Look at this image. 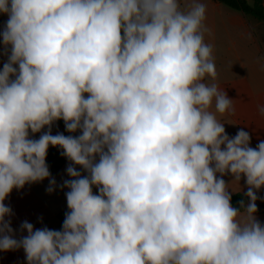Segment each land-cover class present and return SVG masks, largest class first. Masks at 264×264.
Wrapping results in <instances>:
<instances>
[{
  "label": "clouds",
  "instance_id": "1",
  "mask_svg": "<svg viewBox=\"0 0 264 264\" xmlns=\"http://www.w3.org/2000/svg\"><path fill=\"white\" fill-rule=\"evenodd\" d=\"M183 2L0 0V252L23 249L27 264H264V140L251 147L217 119L234 100L206 82L217 71L205 4ZM60 120L80 134L53 135ZM50 147L70 161L59 186ZM45 179L48 193L68 189L62 227L23 221L16 238L5 200ZM242 179L247 203L234 207Z\"/></svg>",
  "mask_w": 264,
  "mask_h": 264
},
{
  "label": "crops",
  "instance_id": "2",
  "mask_svg": "<svg viewBox=\"0 0 264 264\" xmlns=\"http://www.w3.org/2000/svg\"><path fill=\"white\" fill-rule=\"evenodd\" d=\"M249 4L253 0H247ZM206 6V19L204 21L208 31L205 33V42L212 46L217 77L215 81L210 78L206 82H215L228 96L234 100L235 112L216 113L217 119L225 123L226 132L233 131L234 136L241 128L251 136V147L264 140V115L258 111L259 105H264V21L258 20L251 15L234 10L218 0H201ZM264 4V0H263ZM182 8L184 2L182 0ZM8 16L0 14V32L6 26ZM3 50L2 36H0V52ZM7 62V55L0 54V70ZM215 111L214 105L211 109ZM47 131V128L43 129ZM36 133L33 139H38L42 134ZM63 133L64 135H79L68 133L65 128L58 124L52 126V134ZM61 149L50 147L46 163L51 176L55 178L57 185L64 180L71 179L67 175L66 168L70 164L61 155ZM78 171L83 170L76 166ZM226 182L232 177L225 176ZM241 191L235 185L232 187L237 191L235 194H244L247 190L244 180L240 181ZM49 180L27 184L23 189H14L5 200L14 212L11 217L12 227L20 226L23 221L34 225H48L51 219L59 223V213L67 210L65 193L67 188L56 187L52 193L46 189ZM261 196V192L257 193ZM260 199L257 200V203ZM258 220L264 224V212L257 213ZM20 238L24 233L15 234ZM26 257L23 249L15 251L0 252V264H25Z\"/></svg>",
  "mask_w": 264,
  "mask_h": 264
},
{
  "label": "trees",
  "instance_id": "3",
  "mask_svg": "<svg viewBox=\"0 0 264 264\" xmlns=\"http://www.w3.org/2000/svg\"><path fill=\"white\" fill-rule=\"evenodd\" d=\"M221 3L225 4L226 6L234 9V10H238L241 11L247 15H251L252 17L264 21V4H263V0H253L252 4H249L247 0H218ZM56 124L62 126L63 128H65L64 126V122L62 120L55 122ZM94 192H96V189H93ZM241 200H244L247 203V197L244 194H235L232 196V205L234 207H239V202ZM257 207H258V212L257 213H263L264 212V204L262 205H258L257 203ZM68 211L65 210L61 213H59L58 215V219H59V228L57 230H60L62 227V223L64 221L65 218V213ZM27 264V261L26 263Z\"/></svg>",
  "mask_w": 264,
  "mask_h": 264
},
{
  "label": "rangeland",
  "instance_id": "4",
  "mask_svg": "<svg viewBox=\"0 0 264 264\" xmlns=\"http://www.w3.org/2000/svg\"><path fill=\"white\" fill-rule=\"evenodd\" d=\"M212 83V82H211ZM79 132V131H78ZM234 133L235 132H233V131H228L227 132V134L230 136V137H232V136H234ZM80 134V133H79ZM260 192H261V196L262 197H264V188H262L261 190H260ZM262 204H264V199H260V202H258V205L260 206V205H262ZM43 227H47V228H49V229H54V230H57L58 228H59V223H58V221L57 220H54V219H51L49 222H48V225H46V226H40V225H36L34 228H36V229H39V228H43ZM13 229H14V231H15V234H18V233H22L21 231H20V226H14L13 227ZM24 234H27L26 232H23Z\"/></svg>",
  "mask_w": 264,
  "mask_h": 264
}]
</instances>
